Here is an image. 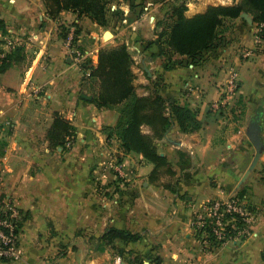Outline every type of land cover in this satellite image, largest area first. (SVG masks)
Returning <instances> with one entry per match:
<instances>
[{"label":"crops","instance_id":"obj_1","mask_svg":"<svg viewBox=\"0 0 264 264\" xmlns=\"http://www.w3.org/2000/svg\"><path fill=\"white\" fill-rule=\"evenodd\" d=\"M7 1L0 0L6 23L0 24V51L19 41L32 53V62L26 78L13 84L7 80L11 72L0 70V203L8 197L22 215L18 255L0 258V264H116L117 256L121 264H264V51L221 60L211 49L188 59L174 53L152 56L157 50L138 46L132 36L120 40L132 59L136 93L156 91L194 110L200 121L191 132L173 123L162 139L154 140L175 172L168 189L148 180L153 164L141 153L126 152L112 131L118 106L96 104L100 82L89 66H96L107 45L105 30L97 24H69L73 13L50 16L41 4L34 14L35 0H14L13 7ZM246 26L248 35L233 37L232 46L255 48L254 26ZM72 27V47L81 61L66 49ZM119 34L112 31L115 43ZM231 71L237 89L227 95ZM54 112L74 127L67 150L51 149L45 139ZM252 124L261 142L253 168ZM237 196L252 213L250 234L243 242L210 248L192 225L194 217L205 202ZM110 227L140 237L106 244L100 237ZM92 238L99 239L98 249H90ZM61 245L66 254H59ZM76 250L95 255L78 261Z\"/></svg>","mask_w":264,"mask_h":264},{"label":"trees","instance_id":"obj_2","mask_svg":"<svg viewBox=\"0 0 264 264\" xmlns=\"http://www.w3.org/2000/svg\"><path fill=\"white\" fill-rule=\"evenodd\" d=\"M52 1L54 10L46 4L50 13L67 9L99 18L108 0ZM92 5H96L98 9H93ZM185 9L183 5L177 8L176 20L166 36L165 45L172 53L192 59L213 44L227 19L236 18L241 12L251 14L255 24H264V0H240L232 5L209 6L204 12L190 17L183 14ZM162 53L159 52L158 55ZM87 64L88 62L84 61L81 67L86 68ZM131 64L130 54L123 45L102 48L99 51L96 66H89L91 75L97 77L100 82L95 101L98 106H118L119 118L112 131L120 139L123 149L126 152L141 153L153 164L148 180L169 189L175 172L167 158L157 152L154 140L162 139L173 123H176L182 132H191L200 127V121L194 110L170 102L156 91L138 95L133 83L135 75L130 68ZM144 127L148 128V132H144ZM73 136L74 127L69 120L54 112L52 122L45 133L49 148L56 149L59 146L66 150V142L71 141ZM196 221L195 216L192 223L195 228ZM204 228L207 233L205 239L215 244V238L210 234L208 225ZM197 231V234L202 233L200 228ZM139 237L138 233L110 227L100 238L110 244L114 239L135 242Z\"/></svg>","mask_w":264,"mask_h":264},{"label":"rangeland","instance_id":"obj_3","mask_svg":"<svg viewBox=\"0 0 264 264\" xmlns=\"http://www.w3.org/2000/svg\"><path fill=\"white\" fill-rule=\"evenodd\" d=\"M36 1L39 5H37V8H35V10H37L34 12V14H38L42 10V8H40V4L43 6V10L50 16L55 17L60 11H62H54L52 13L48 11V6L54 10L52 0H40V2H38V0H35V2ZM238 1L240 0H108L105 3L104 8L102 9V14L99 18H93L87 13H78L73 10L65 9V11H69L73 13V15H75V19H72L71 23L69 24H97L103 31L110 30L111 32H120V37L118 39L116 38V43L113 36L107 40L103 38L105 44H107L106 47H104L106 49L117 47L120 45H123L126 47V49H128L125 41L120 42V40H124L123 38L125 37L130 39V37L132 36L136 40L135 44H138V46H142V48L144 49L148 47L155 48L157 52L155 54H152V56H156L159 52H163L159 55L172 53L167 49L168 47L165 45V39L172 24L176 20L175 13L177 12V8L179 6L183 5L186 8L183 14L187 17H190L196 13L204 12L209 6L232 5ZM7 3L11 4L12 7L15 5L14 0L5 2L6 6ZM92 7L93 9H98L96 5H92ZM11 12H14V8H12ZM1 13L2 11L0 10V14ZM246 14L250 19H252L251 14ZM76 19H78L79 21L77 22ZM0 24H6L3 17H0ZM247 24L252 25L255 23L253 21L252 23L247 22L240 15L233 19H227L225 25L221 28L220 32L217 35V39H221V42L215 40L207 50L214 49V51L218 54L217 58H221V60H227L232 55L234 56L240 53L243 55L247 49H253L252 45H250L252 47L244 44H239L236 46L231 45L233 37H237L242 33L248 35V32L250 30L246 26ZM238 28H241L245 32H242V30L239 32L237 30ZM12 41L13 43L9 44L7 48L0 51V70H8L9 72H11L7 76L8 83L10 84H13L17 79L21 80L23 78H26V73L29 70L30 64L32 62V53H26L25 47L18 43L19 41ZM219 43L222 44L220 48L218 47ZM255 50L262 52L264 51V46L262 44L256 45L255 43ZM254 52L255 51H253V54ZM185 58L189 59L191 57L185 56ZM221 60L220 62H222ZM140 66L141 63L139 61L137 63V67ZM221 67L225 68L224 65H221ZM139 72H141V74L145 76V72L141 68H139L138 73ZM29 78L30 74L27 76V79ZM151 84L152 82H150L145 87H150ZM140 87L144 86L139 85V88ZM2 145L3 142L0 141V149ZM67 149L68 147L66 148V150ZM171 180H174V178H171ZM94 181L97 180L94 179ZM245 239L246 236H238L237 234H235L221 244H218L217 242L213 244L212 241H207V245H210V248L215 249V247H219L226 243L232 245V243L236 244L237 242H243V240ZM98 240L99 239L94 240V238H92L90 249H93V246H95V249H98ZM62 253L66 254L65 245H61L59 247V254ZM74 253L75 259L78 261L82 260L83 262L88 259H93V256L95 255L93 251L88 250H76Z\"/></svg>","mask_w":264,"mask_h":264},{"label":"built area","instance_id":"obj_4","mask_svg":"<svg viewBox=\"0 0 264 264\" xmlns=\"http://www.w3.org/2000/svg\"><path fill=\"white\" fill-rule=\"evenodd\" d=\"M254 26V46L255 43L264 46V24H253ZM75 43V29L72 27L66 34V49L76 60H83L82 55L73 49ZM253 49H247L244 56L253 55ZM227 95L237 89L235 73L231 71L226 82ZM39 90V89H37ZM225 97L220 104H225ZM220 104H214L218 108ZM69 145V141L66 142ZM196 227L202 229L203 243L207 245V235L204 226L208 225L210 234L215 238V242L221 244L235 234L238 236H248L252 221V213L239 197H232L227 200H211L203 203L196 214ZM22 215L18 206L8 197H3L0 203V258L15 259L18 255L19 229ZM116 264H121V257L115 258Z\"/></svg>","mask_w":264,"mask_h":264},{"label":"water","instance_id":"obj_5","mask_svg":"<svg viewBox=\"0 0 264 264\" xmlns=\"http://www.w3.org/2000/svg\"><path fill=\"white\" fill-rule=\"evenodd\" d=\"M241 17H243L247 22L252 23V19H250L246 13H241L240 14ZM110 37H112V32L110 30H105L103 32V38L104 39H109ZM84 98L90 99L91 97L88 95H82ZM250 139L252 140V143L255 147V154L253 157V160L251 162V168L254 167V165L256 164V161L258 160L259 154H260V147H261V142L258 138V130H257V125L252 124L251 125V130H250V134H249Z\"/></svg>","mask_w":264,"mask_h":264}]
</instances>
